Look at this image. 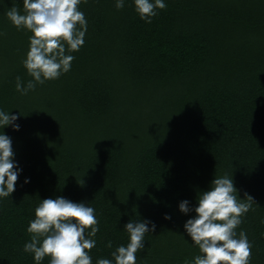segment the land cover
I'll use <instances>...</instances> for the list:
<instances>
[{
	"label": "trees",
	"instance_id": "1",
	"mask_svg": "<svg viewBox=\"0 0 264 264\" xmlns=\"http://www.w3.org/2000/svg\"><path fill=\"white\" fill-rule=\"evenodd\" d=\"M164 3L146 23L134 0H81L87 31L70 71L21 94L31 33L6 16L23 14V0H0V111L19 125L0 133L20 170L0 197V264H36L27 229L41 200L57 197L95 210L92 264H114L129 221L156 225L136 264L191 262L200 253L183 226L195 213L179 203L194 209L225 174L255 201L236 232L252 246L249 264H264V0Z\"/></svg>",
	"mask_w": 264,
	"mask_h": 264
},
{
	"label": "clouds",
	"instance_id": "2",
	"mask_svg": "<svg viewBox=\"0 0 264 264\" xmlns=\"http://www.w3.org/2000/svg\"><path fill=\"white\" fill-rule=\"evenodd\" d=\"M86 2V0H85ZM81 0H23V14L16 6L6 13L8 20L18 30L31 33L29 50L23 61L27 73L32 77L25 85L16 77V90L27 94L37 84L55 80L71 69L74 56L84 44L87 20L79 10ZM115 7L122 9L124 0H116ZM135 11L141 20L151 23L157 9H164V0H134ZM17 115L0 111V128L12 125ZM12 141L0 133V197H9L15 191L19 169L13 162ZM29 181L26 179L25 183ZM255 203L245 193L240 199L231 178L225 174L210 182L209 188L197 196V206L189 207L184 200L179 203L182 213L194 211L195 215L184 224V230L198 247L199 255L184 264H249L251 244L244 231L237 236L236 229L242 223L241 217ZM165 219L171 217L165 215ZM149 221H129L124 230L129 234L127 246L121 245L112 252L114 264H136V253L144 247L146 233L155 231ZM86 229H90L85 235ZM32 234L30 242L24 245V252L32 253L36 264L49 257V264H92L89 255L96 245L99 231L95 210L85 203L72 202L64 197L41 200L35 209V218L27 229ZM112 246L111 241L107 245ZM96 264H113L112 260L101 258Z\"/></svg>",
	"mask_w": 264,
	"mask_h": 264
}]
</instances>
